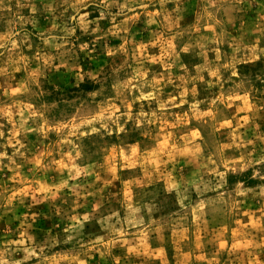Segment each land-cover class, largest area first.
<instances>
[{"label":"rangeland","instance_id":"rangeland-1","mask_svg":"<svg viewBox=\"0 0 264 264\" xmlns=\"http://www.w3.org/2000/svg\"><path fill=\"white\" fill-rule=\"evenodd\" d=\"M0 264H264V0H0Z\"/></svg>","mask_w":264,"mask_h":264}]
</instances>
